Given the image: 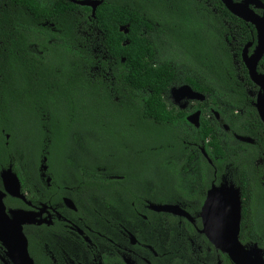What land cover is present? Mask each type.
<instances>
[{"label":"trees","instance_id":"obj_1","mask_svg":"<svg viewBox=\"0 0 264 264\" xmlns=\"http://www.w3.org/2000/svg\"><path fill=\"white\" fill-rule=\"evenodd\" d=\"M79 11L89 14L71 0H0V136L8 134L10 145H23V156L35 159L49 151V138L65 151L74 133L104 136L89 145L120 160L119 182L126 185L102 193L126 196L125 205H97L103 216L140 211L143 197L188 201L193 212L228 167L241 191L240 234L264 246V124L251 104L257 86L241 60L244 45L255 44L254 26L221 0H101L91 19L96 26H75ZM94 66L107 74L97 75ZM257 71L264 73V54ZM182 83L205 95L202 113L212 102L220 120L201 115L195 127L168 107L166 94ZM152 177L157 182L148 185ZM162 188L167 197L159 198L154 192ZM158 216L173 232L175 217Z\"/></svg>","mask_w":264,"mask_h":264},{"label":"flooded vegetation","instance_id":"obj_2","mask_svg":"<svg viewBox=\"0 0 264 264\" xmlns=\"http://www.w3.org/2000/svg\"><path fill=\"white\" fill-rule=\"evenodd\" d=\"M100 3L94 10L91 5H81L89 8V14L79 11L81 21L75 26H96L91 19ZM255 44L248 48L249 53ZM97 69L98 66H94L91 70L100 76L107 74ZM182 85L188 84L175 86L176 93L169 89L165 96L170 99H165L168 107L175 106L183 111L189 125L195 126L188 116L196 112H199L198 122L201 115H205L212 123V113L215 120H220L212 110V102L205 104L201 112L200 103L206 101L203 93L188 85L192 91L203 94L202 99H192L185 90H178ZM255 93H250L254 99ZM224 125L223 128L228 130ZM103 138L90 131L74 133L70 136V148L65 151H59L56 141L49 138V151L41 149L35 159L23 156V145H10L8 134L0 136V264H212V253L214 264H234L200 231V212L207 190L212 184L219 186L224 173L217 182L216 178L211 179L197 210L188 211L186 207L192 205L188 201L172 202L178 203L192 220L171 214L175 217L171 233L167 221H155L161 212L148 207L151 202H161L144 197L139 202L140 211L134 209L119 215V211L114 210L116 214L103 216L97 212V205L108 200L125 205L126 196L120 191L105 196L102 193L105 187L125 188L126 185L119 182L122 179L119 167L109 163L114 154L109 153L105 159L102 152L94 151L89 145L90 141L98 143ZM188 138L182 141L189 143ZM12 175L17 178V183ZM106 179L117 180V183H105ZM132 186L129 184L128 187ZM154 194L159 198L167 197L164 188L155 189ZM241 222L242 197L238 239L246 249L256 244L264 259V246L242 238ZM170 234L173 235L171 239ZM220 254L225 255L228 262L223 263Z\"/></svg>","mask_w":264,"mask_h":264},{"label":"water","instance_id":"obj_3","mask_svg":"<svg viewBox=\"0 0 264 264\" xmlns=\"http://www.w3.org/2000/svg\"><path fill=\"white\" fill-rule=\"evenodd\" d=\"M78 5H91L94 10L95 6L101 2L96 0H72ZM226 9L234 16L242 19L246 23L254 26L256 31V44L253 51L248 54V48L252 42H248L241 50V60L243 61L247 74L251 82L257 86V92L253 106L261 122L264 124V73L257 71V66L264 54V4L261 0H221ZM260 10V12H257ZM119 29L127 32L125 26ZM178 90H185L192 99H202L203 94L194 92L188 85H182ZM173 93L177 89L171 88ZM218 115L217 112H215ZM199 112L188 116V120L195 126L198 122ZM227 129L228 126L224 125ZM234 137L240 141L253 142L248 136L235 134ZM204 157L209 163L210 158L201 147ZM45 161V159H44ZM44 168L46 165L43 166ZM17 183V178L12 175ZM4 183H7V175L4 176ZM7 179V180H6ZM219 186L212 184L207 190L206 197L201 207L200 217L204 233L213 247L225 253L230 261L234 264H264L261 249L256 244L245 248L238 239L241 219V197L240 189L232 182L227 184L220 181ZM148 207L154 211L170 213L173 215L184 216L189 220L192 217L178 203H149ZM20 232V229L19 231ZM21 233V232H20ZM24 245L26 241L24 239Z\"/></svg>","mask_w":264,"mask_h":264},{"label":"rangeland","instance_id":"obj_4","mask_svg":"<svg viewBox=\"0 0 264 264\" xmlns=\"http://www.w3.org/2000/svg\"><path fill=\"white\" fill-rule=\"evenodd\" d=\"M257 12H260V10H258ZM248 54H250L249 52H248ZM256 92V91H255ZM255 92H253V93H255ZM256 94V93H255ZM165 99L166 100H169L170 101V99L169 98H167V97H165ZM172 99V98H171ZM127 154H125V157L127 158V160L129 161V159H128V156H126ZM110 164H111V166L112 167H114V166H118V164L120 163V160H118V159H113V160H110V162H109ZM232 171L231 170H226V172L223 174V176L221 177V181H223V182H226L227 184H229V183H233L234 185H235V183L233 182V180H232ZM153 178V177H152ZM152 178H149V179H147V184L148 185H152V184H154V183H156L157 182V179H152Z\"/></svg>","mask_w":264,"mask_h":264}]
</instances>
